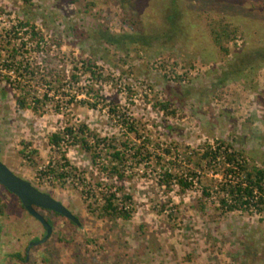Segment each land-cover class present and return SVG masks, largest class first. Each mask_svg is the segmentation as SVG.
I'll use <instances>...</instances> for the list:
<instances>
[{"label": "rangeland", "instance_id": "374dc122", "mask_svg": "<svg viewBox=\"0 0 264 264\" xmlns=\"http://www.w3.org/2000/svg\"><path fill=\"white\" fill-rule=\"evenodd\" d=\"M222 17L242 32L227 56L209 35ZM109 35L126 36L112 44ZM88 60L94 73L82 68ZM81 125L125 151V180L102 169L106 150L93 164L67 139L51 145L53 133ZM216 140L264 168V0H0V160L81 223L40 210L53 232L27 256L46 231L0 185V264H264L262 216L222 214L215 190L203 195L221 178L196 153ZM174 163L197 171L191 188L163 184ZM110 185L132 196L117 193L130 219L100 215Z\"/></svg>", "mask_w": 264, "mask_h": 264}, {"label": "trees", "instance_id": "16d2710c", "mask_svg": "<svg viewBox=\"0 0 264 264\" xmlns=\"http://www.w3.org/2000/svg\"><path fill=\"white\" fill-rule=\"evenodd\" d=\"M122 22L125 25H130L132 28H136L139 20L135 19L132 15H123ZM29 25V21L20 22V28H25ZM208 26L212 43L223 53L224 56L229 55L231 50L228 45L230 43H235L236 40L242 35L240 26L235 25L233 22L228 21L224 17L219 19H210ZM30 28V37L31 39L36 40L37 50L41 51L44 37L36 30L34 26H30ZM125 36L126 35L116 38L109 35V42L112 44L121 43L122 38ZM15 54L16 51L13 50L11 57L16 56ZM8 65L13 66V63ZM18 66L24 69V76H27V74H34L33 70L29 71L30 66L28 63L25 64L21 62L18 64ZM93 66L94 63L89 60L82 61V68H84L86 72L90 71L91 73H94L91 70ZM18 69H16V71H18ZM77 76L78 75H72V78L77 80ZM51 77L54 78L55 76L51 74ZM6 78L7 81L10 80V77ZM56 80H59V78ZM45 97L47 98L48 95L45 94L44 98ZM18 102L22 108H25L28 105L24 99L19 100ZM34 103L37 105L40 104L41 101L40 99H35ZM166 106L167 105L165 104L164 108ZM129 130L132 132L135 131L133 125L129 127ZM66 139L68 144L80 145L82 149L91 153L93 164H97V159H100V157L103 156V151L106 150L107 152L105 151L104 157L108 158V164H102V169L107 172V175L110 178H115L116 181L121 182L125 180V171L122 169V167L124 166V162L126 160V153L123 149L112 145L110 140L108 141L105 138L100 139L99 137L94 136L86 125H81L78 128L74 126H67L62 131L53 133L50 136L49 141L51 145L60 148L61 142ZM196 155L199 156L197 157L198 161L196 164L200 165L199 161L201 160L206 162L207 165L214 166V175L221 178L220 181H217L216 186L213 187V189H209V187L203 188V195L205 198H213L212 194L214 192L213 190H215L216 196L213 198V200L220 204L222 214L240 211L250 214H259L262 216L261 220H264V168L250 165L243 153L234 150L232 145L224 140H216L214 145H206L203 152L196 153ZM62 160L66 162V165H69V161L64 155ZM178 164L179 163H174L172 167H167L165 169L163 184L170 188L174 182L181 187L182 191H185L193 186L195 181L194 176L197 175V171L192 169L190 172L185 173L181 166L177 167L180 165ZM50 168L51 167L49 166L47 172H56L55 169ZM74 170L77 169L75 168ZM64 175L65 173L63 171L59 177H65ZM113 185L107 186L108 191L106 193H100L104 199V204L101 207L102 210L100 215L128 220L133 213V209H129L127 207L121 209L117 203V193H121L122 200L126 203L132 200V196L130 194L123 193L122 185L116 187L115 191H112L111 188ZM97 192V190L90 191L88 193V197L90 199L96 198L98 195ZM10 194L13 195L12 193ZM19 202L21 204V208L25 210L20 200ZM4 207L5 205H3L2 201L0 200L1 213L3 212ZM46 211L53 214L54 216L62 217L56 212L49 210ZM47 220L53 226L51 220ZM69 222L72 225H76L72 221Z\"/></svg>", "mask_w": 264, "mask_h": 264}, {"label": "water", "instance_id": "95a60500", "mask_svg": "<svg viewBox=\"0 0 264 264\" xmlns=\"http://www.w3.org/2000/svg\"><path fill=\"white\" fill-rule=\"evenodd\" d=\"M0 185L8 192L15 195L22 203L24 209L35 218L45 229L44 237L37 241H32L27 247V256L33 246L45 243L52 235L53 226L39 210H49L56 212L69 221L80 225V220L63 203L53 198L51 195L35 188L29 181L19 177L11 171L7 165L0 160Z\"/></svg>", "mask_w": 264, "mask_h": 264}, {"label": "built area", "instance_id": "2783aa9c", "mask_svg": "<svg viewBox=\"0 0 264 264\" xmlns=\"http://www.w3.org/2000/svg\"><path fill=\"white\" fill-rule=\"evenodd\" d=\"M1 72H2V73H7V70L5 69V70H2ZM13 73H15V72L13 71V69H11V71L9 70V72H8L9 75H10V74H13Z\"/></svg>", "mask_w": 264, "mask_h": 264}, {"label": "flooded vegetation", "instance_id": "af4514ba", "mask_svg": "<svg viewBox=\"0 0 264 264\" xmlns=\"http://www.w3.org/2000/svg\"><path fill=\"white\" fill-rule=\"evenodd\" d=\"M40 211V210H39ZM46 211V210H45Z\"/></svg>", "mask_w": 264, "mask_h": 264}]
</instances>
